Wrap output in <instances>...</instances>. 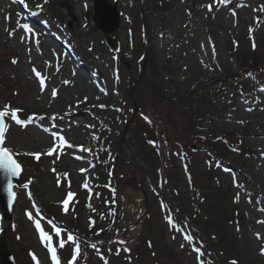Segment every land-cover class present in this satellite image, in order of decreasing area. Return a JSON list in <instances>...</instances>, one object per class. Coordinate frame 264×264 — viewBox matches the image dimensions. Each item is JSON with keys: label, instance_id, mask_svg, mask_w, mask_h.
<instances>
[{"label": "rangeland", "instance_id": "obj_1", "mask_svg": "<svg viewBox=\"0 0 264 264\" xmlns=\"http://www.w3.org/2000/svg\"><path fill=\"white\" fill-rule=\"evenodd\" d=\"M106 1L115 4L120 13V27L110 36L116 43L114 49L108 48L105 36L95 29L92 0H46V4L41 0H0V109L8 104L22 109L18 113L21 119L33 117L24 125L5 118L8 128L3 146L24 167L21 187L14 189L16 200L9 227L7 222L3 224L0 213V233L9 228L6 240L15 263L36 264L29 255L32 253L39 264H51L34 226L33 221L39 220L37 209L70 228L72 222H78L82 229L74 231L92 240L106 230L112 238L118 233L112 239L110 264H230L232 260L264 264L260 254L264 247V0ZM159 1L165 2L166 9H159ZM51 7L56 8L54 13ZM50 15L58 19L53 25ZM145 52L146 69L155 88L166 99L181 101L183 124L217 133L218 137L210 136L211 143L225 160L203 151L206 138L195 145L196 153L171 152L163 136L170 118L163 129L158 115L146 108L141 118L147 122L140 119L139 123L137 112L121 141L124 123L132 115L128 100L131 83L139 75ZM126 62L128 69L123 67ZM33 68L46 78L43 90ZM41 125L50 132L47 134ZM94 127L107 137L109 152L120 157L119 173L137 178L136 186L147 199L145 230L131 248L116 245L128 236L126 228L139 225L138 209L133 204L138 194L121 186L119 200H125V206L112 209L105 202L92 208L90 193L80 188L88 180L101 183L96 179L98 166L88 151L95 147ZM51 133L67 143L49 155V148L59 143ZM151 133L161 141L154 149L146 146V140H152ZM134 156L144 162L143 168L139 167L142 171L135 170ZM112 165L102 170L103 179L111 177ZM146 171L151 179L141 176ZM25 184L29 190L24 189ZM195 186L220 189L223 212L237 221L223 223L218 217L213 226L206 227L204 209L197 207L206 192L198 193ZM158 189L181 204L187 215L170 210ZM29 191L32 199L27 196ZM68 192L74 196L65 211L62 201ZM79 197L86 203L85 209L71 215V204ZM26 212L32 213V220ZM108 219L113 220L111 225ZM39 222L53 236L60 258L61 239L46 220ZM146 238L159 248L148 251ZM214 239L222 242L217 251L212 249ZM77 245L80 248V243L66 241L69 254L64 252L65 259ZM197 248L202 253L199 260ZM103 252L89 249L83 263L100 264Z\"/></svg>", "mask_w": 264, "mask_h": 264}, {"label": "trees", "instance_id": "obj_2", "mask_svg": "<svg viewBox=\"0 0 264 264\" xmlns=\"http://www.w3.org/2000/svg\"><path fill=\"white\" fill-rule=\"evenodd\" d=\"M145 76H146L145 79L139 84V86L137 87V90L134 93V97H135V101H136V105H137V109H138L139 114H143L142 111H144V109L146 108L148 110H151L155 115H158L159 119H161V120H165L167 117H169L170 118V126H169L170 139H172V141L176 142L174 144H177L178 146L182 147L183 149H186L189 147L188 145L190 144L191 138L193 141V140H197L200 136H203L204 138H206L207 145L212 146V143H211L212 139L210 137L211 133H209V132L205 133V132H203L199 129H196V128L192 129L188 125L182 123V118H180V116L182 115V111L184 108H183L181 101L175 97L166 99L165 95L162 94V92H160L157 88H155V85L151 81L149 74H146ZM123 121H125V116L123 118ZM139 121L140 120L138 119V122ZM125 123H126V121H125ZM152 135H153V133H151L152 138L151 137H149V138L153 139L154 136H152ZM149 136H150V134H149ZM192 141H191V143H192ZM102 150L103 149L100 148L98 150V154L100 155L99 160L101 159L100 161L104 162L105 159L102 156ZM103 154H105V153H103ZM153 162H155L154 158H153ZM119 166L117 167V173H118L117 174L118 175L117 181L118 182L126 181L127 184L134 185L132 187V189H133V191H135L136 194L139 195L138 189L136 188L137 187L136 186L137 185V183H136L137 178H135V177L125 178V177H123V175L119 173ZM122 196H123V194L121 192V187H118L117 188V197H122ZM202 199H203L202 201L204 202V204L202 203L201 207L203 206V207L207 208V212L211 216L210 221H215L214 219H216V218L219 219L218 216L221 214V209L223 206V202L219 203L221 198L218 196L215 198L211 195H207V196H204ZM100 202H103V200L101 199ZM136 202L138 203V201H136ZM142 218H143V215H142ZM227 220H229V222H232L233 218L226 219V221ZM143 231H144L143 228H141L138 232L135 233V239L133 240L135 245L138 243L141 234L144 233ZM127 232H131V231H129V229H128ZM130 235H133V233H130ZM105 239L108 240L109 238H105ZM151 246L154 247V244L151 243ZM212 247L214 250L215 249L216 250L221 249L222 242L214 239ZM136 258H138L137 255H136Z\"/></svg>", "mask_w": 264, "mask_h": 264}, {"label": "snow or ice", "instance_id": "obj_3", "mask_svg": "<svg viewBox=\"0 0 264 264\" xmlns=\"http://www.w3.org/2000/svg\"><path fill=\"white\" fill-rule=\"evenodd\" d=\"M216 2H218V3H228L229 0H216ZM208 8H209V11L212 10V6L211 5H208ZM261 10H264V8H262ZM23 27H24L25 30H30L28 28V25H24ZM12 63L15 64V63H17V61L13 60ZM32 71L35 74V76L37 77V79L39 80L41 90H43L46 78L43 77L41 75V73L39 71H37L36 68H33ZM249 75H251V74L249 73ZM261 91H264V89H261ZM52 95L53 96L56 95V91L55 90H53ZM21 111H22V109L11 108V106L8 105V104H5L3 106V108L0 109V169H3L7 174H9V176L17 175L21 171V165L17 162L16 159L13 158L12 151L9 148H7L6 146H3L4 142H5V132H6L7 128H8V125L5 122V118L10 117V119L12 121H14L15 124H17V125H24V124H26L28 122H31L33 120L32 116L28 117L27 121L21 119L18 116V113L21 112ZM54 139L58 140L59 143L58 144L54 143L53 146L51 148H49V150H48V154L49 155H51L53 152L57 151L59 148L63 147L67 143L64 140L63 137H54ZM36 158L39 159V154H36ZM24 187L27 188L28 185L25 184ZM85 187H87V185H85ZM7 192H8V196H9V203H11L12 202L11 198L14 195V193L12 191L11 182H9V184L7 186ZM73 196H74V193L68 192L67 198L62 201V203L64 204V210L65 211H67V205H68L69 201L72 199ZM25 214L28 216V218L30 220L33 219V215H32L31 212H26ZM33 222H34L35 229H36V231L39 234V239H40L41 243L45 246V248L47 249L48 253L50 254V258H51L52 264H60L59 258L57 256V248L53 246V236L50 235L48 232H46L42 228L41 223L39 222V220H34ZM171 223H172V221H171V219H169V224H171ZM55 235L57 237H59L60 236V231L57 230L55 232ZM260 238H261L260 235L257 234V239H260ZM73 239L74 238L71 235H69L67 237L68 241H73ZM186 239L190 240L191 237H186ZM65 243H66L65 240H60L59 241V247L63 248L65 246ZM120 243H124V242L121 241ZM93 247H95V246L93 245ZM181 247H183V245H181ZM125 250L127 251V249H125ZM195 251L198 254L197 255V259L199 260L200 256L202 255V253H200L199 248L195 249ZM79 253H80V248L77 245L73 249L72 257H71V260L68 262V264H74V262L76 261V258H77ZM260 254L264 255V247L260 248ZM29 255L32 256V259H33V261L36 262V264H39V261H38L37 257L34 254L29 253ZM105 264H107V262H105ZM230 264H238V262L235 261V260H232V261H230Z\"/></svg>", "mask_w": 264, "mask_h": 264}, {"label": "water", "instance_id": "obj_4", "mask_svg": "<svg viewBox=\"0 0 264 264\" xmlns=\"http://www.w3.org/2000/svg\"><path fill=\"white\" fill-rule=\"evenodd\" d=\"M93 3H94V15L92 19L96 25V28L99 29L103 34H112L116 32L119 26V16L116 12V7L108 5L105 0H93ZM69 15L72 17V20L74 21L75 19L72 16V14L69 13ZM106 42L110 47H113L114 42L111 41L109 38L106 39ZM142 76H143V71L141 72L138 81L142 78ZM135 113L136 111L134 110V115ZM9 182H11L12 188L14 186L18 187L19 173L15 176H9V174H7L3 169H0V206L2 208L3 216L5 220H8L10 217L12 204L15 198V196L13 195V197L11 198L12 202L9 203V196L7 192V186ZM0 260H1V264H14L12 257L6 251L5 237H3L0 240Z\"/></svg>", "mask_w": 264, "mask_h": 264}]
</instances>
